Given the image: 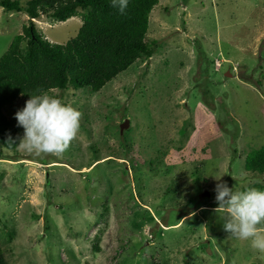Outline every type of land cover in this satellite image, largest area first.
<instances>
[{
    "label": "rangeland",
    "instance_id": "1",
    "mask_svg": "<svg viewBox=\"0 0 264 264\" xmlns=\"http://www.w3.org/2000/svg\"><path fill=\"white\" fill-rule=\"evenodd\" d=\"M27 21L0 8V57ZM34 23L57 45L82 24ZM146 41L157 53L100 91L52 92L81 114L61 154L0 145L7 264H264L224 231L214 191L264 183L244 169L264 145V0H160ZM25 102L4 110L16 126Z\"/></svg>",
    "mask_w": 264,
    "mask_h": 264
},
{
    "label": "trees",
    "instance_id": "2",
    "mask_svg": "<svg viewBox=\"0 0 264 264\" xmlns=\"http://www.w3.org/2000/svg\"><path fill=\"white\" fill-rule=\"evenodd\" d=\"M159 2L129 0L121 15L110 6V0H0L3 11L23 12L28 17L21 33L0 57L1 147L14 151L19 145V128L4 114L18 99L67 89L88 88L96 93L134 63L152 58L160 49L159 43L147 42L146 36L150 13ZM77 15L81 27L64 45L49 43L34 23L41 17L64 23ZM184 130H180L182 135ZM244 169L255 178L264 177V145L249 153ZM249 187L264 189V183L244 188ZM0 264H7L1 249Z\"/></svg>",
    "mask_w": 264,
    "mask_h": 264
},
{
    "label": "clouds",
    "instance_id": "3",
    "mask_svg": "<svg viewBox=\"0 0 264 264\" xmlns=\"http://www.w3.org/2000/svg\"><path fill=\"white\" fill-rule=\"evenodd\" d=\"M129 0H110V6L125 14ZM80 112L44 91L29 96L14 119L23 129L19 145L35 154H61L79 130ZM223 229L231 237L249 241L251 248L264 252V189L249 187L233 190L226 182L214 189Z\"/></svg>",
    "mask_w": 264,
    "mask_h": 264
},
{
    "label": "water",
    "instance_id": "4",
    "mask_svg": "<svg viewBox=\"0 0 264 264\" xmlns=\"http://www.w3.org/2000/svg\"><path fill=\"white\" fill-rule=\"evenodd\" d=\"M225 76H226V77H230V74L227 73ZM128 127H129V122H128L127 120H125V121L120 125V127H119V129H120V134L122 135L123 132H124V130L127 129ZM208 195H209V194H208L207 192H205V194L203 193V196H208Z\"/></svg>",
    "mask_w": 264,
    "mask_h": 264
}]
</instances>
